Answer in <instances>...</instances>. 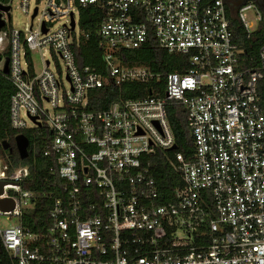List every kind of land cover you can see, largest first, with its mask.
Here are the masks:
<instances>
[{"label":"built area","instance_id":"built-area-1","mask_svg":"<svg viewBox=\"0 0 264 264\" xmlns=\"http://www.w3.org/2000/svg\"><path fill=\"white\" fill-rule=\"evenodd\" d=\"M12 1L0 2L10 8L0 10V73L15 88L11 125L50 131L44 155L58 179L49 227L37 234L23 223L36 199L22 186L29 168L9 172L0 161V181L7 182L0 202L14 203L0 216L18 219L0 227V240L14 264H264V45L257 58H243L227 1L19 0L32 19L28 32L9 27ZM91 7L103 16L93 41L106 76L76 60V50L92 39L81 27L82 10ZM252 8L264 25L255 3H243L237 21L248 38L261 26L247 22ZM151 37L170 55L188 57L187 73L170 74L163 97L90 110L92 91L155 77L120 60ZM172 104L186 109L195 150L191 159L175 155L179 185L159 205L146 159L176 151Z\"/></svg>","mask_w":264,"mask_h":264},{"label":"trees","instance_id":"trees-1","mask_svg":"<svg viewBox=\"0 0 264 264\" xmlns=\"http://www.w3.org/2000/svg\"><path fill=\"white\" fill-rule=\"evenodd\" d=\"M6 3L7 0H0ZM94 8L83 9L81 13V27L92 34V39L84 42L75 52L77 63L80 67L90 66L103 76L107 75L106 65L103 62L102 51L94 44L95 32L103 16ZM232 28L237 35V43L245 49L243 58H257L260 48L264 45V25H261L248 38L246 31L237 23L232 22ZM9 56V51L5 57ZM124 67L147 68L155 77L146 83L128 82L121 87L105 86L103 89L94 90L90 94V110L103 111L109 109L115 102L123 99H139L145 97L165 96L167 78L170 74H184L190 69L189 58L181 55H170L159 47L156 39L151 37L148 44L140 49L125 51L120 57ZM252 65V63L250 64ZM15 93L13 84L0 73V157L9 166L12 172L19 166L28 167L30 177L22 183L25 190L35 194V206L23 217L25 227L34 233L44 234L50 224V213L53 208L55 196L52 184L58 179L50 175L49 169L52 162L45 157L46 146L52 140V135L47 129H28L18 131L12 128L10 119L11 98ZM167 116L176 139V151L158 152L147 157L152 172L154 173L162 199L159 205L172 200L175 189L179 185L178 174L175 171V155L183 154L191 159L195 145L191 130L187 123V111L183 106L172 104L167 107ZM25 135L30 141L29 156L22 160L16 145V138ZM7 142L10 150H4L2 143ZM58 187V184L56 185ZM0 264H14L10 255L5 251L0 240Z\"/></svg>","mask_w":264,"mask_h":264},{"label":"rangeland","instance_id":"rangeland-1","mask_svg":"<svg viewBox=\"0 0 264 264\" xmlns=\"http://www.w3.org/2000/svg\"><path fill=\"white\" fill-rule=\"evenodd\" d=\"M35 3L33 2L31 4V10L34 9ZM44 9V4H40V11H43ZM11 14V23H9V27L12 29L20 30L23 32H28L30 31L31 24H32V19L29 15H26L22 12V10L19 7V0H13L12 1V10L10 12ZM245 17L247 22L253 26V30L257 29L262 23L258 21V14L256 11V8L249 9L245 12ZM39 24V19L37 18L34 21V29L38 27ZM35 65L38 71H41L42 66H41V58L37 54H33ZM2 163L5 161L0 159ZM18 219L15 217H7V216H0V227L1 229H6L10 225L17 224Z\"/></svg>","mask_w":264,"mask_h":264},{"label":"water","instance_id":"water-1","mask_svg":"<svg viewBox=\"0 0 264 264\" xmlns=\"http://www.w3.org/2000/svg\"><path fill=\"white\" fill-rule=\"evenodd\" d=\"M252 2L255 3V5L261 9L264 10V4H259L257 1L252 0ZM0 10L1 11H5V12H9L10 8L9 7H4L2 5H0ZM5 26V22L2 20V16L0 14V31L2 30V28ZM73 29L75 27L74 25V21H73ZM2 62V58L0 57V63ZM9 64H10V60L9 58L6 59L5 62V67H4V73L8 74L9 73ZM35 121V119H33ZM16 145L20 154V157L22 160H25L26 158H28L29 156V147H30V141L29 139L25 136V135H19L16 138ZM3 149L4 150H10V145L7 142L2 143ZM172 150H177V146H175ZM7 185V182L5 181H0V196H2L4 194V188ZM0 209L2 211H11L14 209V203L11 200H5V201H1L0 202Z\"/></svg>","mask_w":264,"mask_h":264},{"label":"crops","instance_id":"crops-1","mask_svg":"<svg viewBox=\"0 0 264 264\" xmlns=\"http://www.w3.org/2000/svg\"><path fill=\"white\" fill-rule=\"evenodd\" d=\"M226 1L228 5L230 19L232 20V22L237 23L239 25L237 21L239 8L241 7V5H243V3L247 2L248 0H226Z\"/></svg>","mask_w":264,"mask_h":264},{"label":"flooded vegetation","instance_id":"flooded-vegetation-1","mask_svg":"<svg viewBox=\"0 0 264 264\" xmlns=\"http://www.w3.org/2000/svg\"><path fill=\"white\" fill-rule=\"evenodd\" d=\"M255 1H257L259 4H264V0H255ZM259 10L261 11L262 16H263V20H264V10H261V9H259Z\"/></svg>","mask_w":264,"mask_h":264}]
</instances>
